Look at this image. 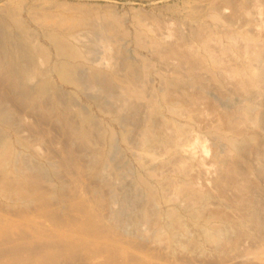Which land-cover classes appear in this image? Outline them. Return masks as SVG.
Listing matches in <instances>:
<instances>
[{
  "label": "rangeland",
  "instance_id": "374dc122",
  "mask_svg": "<svg viewBox=\"0 0 264 264\" xmlns=\"http://www.w3.org/2000/svg\"><path fill=\"white\" fill-rule=\"evenodd\" d=\"M210 2L211 0H0V23L6 22L7 26L10 25V28L17 31V24L22 21L21 24L28 25L29 30L40 32L42 37L48 32L79 33L80 36L77 35L83 40L87 38L85 41H93L90 43L94 46L90 56L97 60L94 62H105L99 65H103L105 72L112 74L113 78L116 77L111 82L113 88L109 92H101L91 87L77 89L60 82L54 75L55 83L61 86L60 92L64 93L63 97H68L72 105L66 111H48L41 105L33 106L28 99L23 100L14 95L6 78L0 75V100L10 109L15 120L9 125L2 123L0 119V131H5L3 134L9 139L8 148L4 155L0 156V264H264V246L254 247V251H251L246 259L234 254L221 255L207 243L199 246L204 248L202 250L195 248L190 251L179 246L172 247L166 233L161 234L160 239L155 238L154 230L156 232L158 222L155 215L146 221L138 216L141 209L148 204L144 184L146 179L158 190L155 202L160 210L162 209V213H165L166 208L179 204L178 191L174 186L180 183L179 171L190 163H174V160L172 163L168 160L165 146L158 144V147L153 148L154 152L152 151L156 161L149 163L147 167L142 166L141 162L147 156L143 149L142 130L148 111L144 105L137 106L132 114L119 109L120 100L115 94L124 86L127 87L128 81L127 69L120 67L121 62L128 59L136 65L141 64L136 67V72H141L139 76L143 80L135 82L133 90L138 91L147 84L149 86L146 97L152 95L155 98L158 94L155 89L165 90L164 80L167 82L168 79L179 76L174 70V64L184 58L179 60L171 57L169 64L163 63L145 50H136L137 53L133 50L135 45L130 40L134 38L136 28L150 36L162 31L173 37L175 21L178 19L183 22L189 18L208 25V32L202 42L197 44L199 49L197 45L195 47L198 54H203L201 56L208 57L206 54L212 53V57L221 61L214 64L215 66L212 65L214 70L227 71L239 63H246L247 74L260 76L258 86L248 93L236 91L228 86L220 89L214 84L206 87L194 85L190 88L205 90L204 92L216 102L218 109L232 110L237 115H252L260 122L258 146L261 149L257 150L254 141L244 142L239 139L240 149L237 156L243 159L240 164L247 171V175L250 173L249 177L255 178L259 183L254 193L248 192L249 199L254 202H250L253 206H249L247 202V210L264 215V150L261 143L264 137V0H243L240 7L258 20L255 26L261 37L259 39L242 34L230 37L223 33L222 29L227 26L226 18L214 10L213 2ZM79 6H84L86 10L89 8L90 16L95 20L100 18L98 21L101 22L107 20V12H113V17L116 12L113 19L117 29H107V32L98 36L101 38L104 35L108 41L103 37L98 40L92 28L82 25L79 20H73L79 17L76 11L78 9H75ZM94 12L97 14L94 15ZM229 12L230 9L225 8L224 13L227 15ZM153 18L157 20L154 21ZM113 34L114 38L111 36ZM90 36L93 39H90ZM111 38L122 39L123 44H129L130 48L126 49L125 53L117 52L114 48L105 49L104 44L110 43V40L112 42ZM112 44L110 46H116L114 42ZM205 47L210 50L206 48L205 51ZM258 51H261L259 56L256 55ZM251 54L254 58L250 57ZM148 60V68L143 72L142 63L147 65ZM81 75L87 77L88 72L82 68ZM201 105L199 115L189 117L183 114L181 120L187 123V143L206 161L198 167L203 169V173L197 177L195 186L199 190L210 189L215 195L213 181L206 179L207 174L212 176L217 173L218 176L217 163L211 161V155L216 146L224 152H230V149L225 139L218 140L208 129L218 121L215 111L205 103ZM105 107L110 108L109 112ZM78 111L94 116V122L99 126L97 130L100 133L97 130V134L96 131L93 132L92 142L75 137L67 118L64 117L68 112L70 119H78ZM185 111L187 110L183 112ZM74 113L75 115H72ZM120 116L121 118H117ZM162 132L163 130L160 133ZM110 136L115 138L111 137V140ZM13 155L15 163H8L7 160ZM106 159L108 163H105ZM148 167L154 168L151 175L147 172ZM101 170L104 171L105 177L98 175ZM166 177L169 182L171 180L170 183L164 180ZM231 193L229 191V194ZM167 199L174 203L167 202ZM210 202L208 206H212L206 207L209 209L204 211L206 215L216 203L222 204L216 195ZM120 213L125 222L121 227L119 222L118 228L115 229L110 226L111 221L115 220L114 216H120ZM134 219L139 220L138 225ZM189 225L192 231L196 230L197 227L190 221Z\"/></svg>",
  "mask_w": 264,
  "mask_h": 264
},
{
  "label": "bare ground",
  "instance_id": "6f19581e",
  "mask_svg": "<svg viewBox=\"0 0 264 264\" xmlns=\"http://www.w3.org/2000/svg\"><path fill=\"white\" fill-rule=\"evenodd\" d=\"M241 1L243 0H215L214 2L211 0L210 3L213 2V9L224 15L226 18V20L223 19L227 23V26L222 29L223 33L225 32L230 37L242 34V36L253 37L254 39L261 38L259 37V33H257L255 26L258 24V20L254 16L249 15L244 8H240L243 5L241 4ZM225 8L230 9L229 14L227 15L224 13ZM75 9H78L76 11H78L77 14L79 17L78 19L73 18V20H79L82 25H88L92 28V32L97 36L98 40L100 38H98V36L107 32V29H111V31L117 29L113 19L116 16V12H114V17L112 16L113 12L110 14V11L107 12L108 18L104 15L107 20L101 22L98 21L100 18L97 17L98 20H95L93 16H90L91 12H89V8L86 10L84 6H79ZM102 12L104 13V11ZM96 14L97 13L94 12V15ZM155 20L157 19H154V21ZM165 20L167 22V19ZM162 21L163 20H161V22ZM179 21L178 19L175 21L176 26L173 29V37H169V35H166V32L162 33V31L161 33L155 32L150 36L140 28H136V34L134 38L130 40L135 45V49L133 50H145L150 53L151 56L153 55L155 59H158L163 63H168L169 60H171V57H175L179 60L181 58L185 59V61L182 59L177 64H174V70L179 76L177 75L178 77L175 79H168L167 82L164 80L163 83L166 88L165 90L164 88L161 90L155 89V91L158 92L155 98H153L152 95L149 98L146 97L147 86H149L147 84L143 86L141 85L143 88L138 91L133 90L135 82L143 80L140 79L141 77L139 76L141 72H136V67H139L141 64L139 65L138 63L136 65L134 64L135 62L133 63L131 60L124 59L120 66L122 69H127L128 81L127 87H121L123 89L120 88V92L115 94L120 100L119 109H123V111L132 114L137 106L144 105V108L148 111L142 130L143 149L147 152L145 160L143 158V162H141L142 166L147 167L149 163L156 161L155 154H152V151L154 152L155 149L153 148L158 147V144H160V146H165V152L168 154V160L171 162L174 160V163H180L181 161L190 163L188 167L185 169L183 168L184 170L182 169L179 171L180 183L175 184L174 186L176 191H178L180 199L179 204L166 208L165 213L161 212L162 209L160 210L158 204L155 202V200H157L156 198H158V190L156 186L147 179L145 180L141 177L145 180L144 184L146 185L145 188L147 190L148 204L141 209V213L138 216L141 217V220L146 221L151 220V218H153L152 216L155 215L158 219L154 218L158 221L156 232L154 230V233L156 234L155 238L157 237L160 239L162 237L161 234L166 233L172 247L179 246V248L189 249L190 251L195 248H200L202 250L204 248L199 246L207 243L208 245L211 244L210 246H213V248H215V250L221 255L231 256V254H234V256L238 255L242 259H246L250 256V252L254 251V247L262 248L264 246V215H258L254 210H247V202L249 206H253L250 202H254V200L249 199L248 192L254 193V190L259 187V183H257L258 180L255 178L249 177L251 176L250 173L248 176L247 171L240 164L243 159L237 156V152L240 149L238 147V140L240 139L244 142L249 140L254 141L255 145L257 144V150H260L261 147L258 146L261 129L260 122L252 115H237V113L232 110L218 109L216 102L204 92L205 90H195L190 87H193L194 85L206 87L214 84L215 87L220 89L228 86L236 91L248 93L258 86L260 76L247 74L245 70L246 63L245 65H240L242 63H239L237 66L227 71L223 69L214 70L212 65H216L221 61L218 58H214V56L212 57V53L206 54L211 56V58H209V56H201L202 53L198 54L195 47L199 44L198 42L203 40L205 34L208 32V25L193 18L186 19L183 22ZM21 22L19 21L17 24V31L10 28L9 24V26H7L6 22V25L0 23V75L4 77V79L6 78V82L14 95L20 96V99L23 98V100L24 98L28 99L33 106L41 105L48 109V111H54L55 109L66 111V109L71 107L72 103L68 97H63L64 93L62 94L60 92L62 90H60L61 86L55 83L56 79L54 75H56L60 82L72 85L77 89L84 90L87 87H91L96 88L101 92H109V90L113 88V83L111 82H113V79L116 77L113 78L112 74L105 72V69H103L104 67H102L103 65H99L100 63L105 62L99 60L100 62L96 63L94 61L97 60L90 56L94 48V46L92 47L91 45V42H93L92 40L90 44L88 40V42L85 41L87 39L86 37L85 40L80 38L79 33H77L79 34L78 36L75 33L63 34L58 32H48L45 34V37H42L40 32H36L31 28V30H29V27H27L28 25L25 26L24 24H21ZM170 23L175 25L172 22ZM137 26H139V24ZM261 28H263V26H261ZM125 31L127 32L126 29ZM83 35L81 37L84 38ZM111 36L113 37L114 34ZM102 37L105 38L106 36L104 37L103 35ZM102 37L100 39H102ZM90 39L93 38L91 37ZM207 39L209 38L207 37ZM106 40L108 41V39ZM109 42L110 43L106 42L105 44L103 42V47H105V49L114 48L117 52L125 53V50L130 48L129 44L126 43L128 45H124L120 38L113 39L112 42L110 40ZM113 42L116 45L115 47H112ZM111 44L112 46H110ZM197 47V49H199L198 45ZM206 48L208 47H205V51ZM208 49L210 50V48ZM260 53L261 51L258 54L256 53V55L259 56ZM252 55L253 54H251L250 57H252ZM77 59H81L82 61L78 62ZM148 62L149 60L147 61V65L144 64L145 62L142 63L144 66H141L143 68L142 71L148 68ZM82 68L88 72L87 77H82ZM113 69L115 70V68ZM148 73L149 72H147V74ZM262 77L264 78V75H262ZM71 97L73 96L71 95ZM98 103L101 105L100 102ZM203 103L207 104L209 106L208 108L214 110V113L218 116L216 124L208 129L216 135L218 140L225 139L227 147L230 149V152H224L216 146L214 147L215 150H213L214 153L211 155V161L217 163L218 176L217 173H214L215 175L212 174V176L207 174L206 179L213 181V186L216 190L215 195L218 200L220 199L222 201V204L216 203L207 215L204 211L212 206L211 204L208 206V203L215 195L210 189L199 190L196 188L197 186H195L197 177L203 173V169H198V167L201 163H206V161L200 154H198L194 147H191V145L187 143V123L181 120L183 114H187L189 117L190 115H199L202 109L201 104ZM183 108L187 111L183 112ZM105 109L107 111L110 110L109 107H105ZM119 109L117 108V111H119ZM67 113L65 114L63 112V114H65L64 117L67 118L68 124L71 127L70 130H73V135L86 142L91 141L93 138L92 135H94L93 132L99 129L98 124L96 125L94 122V116L89 115V113L78 111V119H70L71 115H68ZM72 115H75V113ZM13 118L14 116H12L10 109L0 100V119L2 123L10 125V123H13ZM117 118H121V116ZM162 130L163 132L160 133ZM3 132L0 131V156L4 155L5 150L8 148L7 143L9 142V139H7ZM98 132L100 133V131ZM111 134L113 135L114 133ZM111 137L115 138L114 136H110L109 139ZM112 138L111 140H113ZM123 138L126 139L125 135H123ZM261 143L263 144L262 150H264V137ZM139 156L142 157L144 154H139ZM140 159L139 161L142 160ZM4 160L6 161L7 159L5 158ZM105 161H107L105 163H108L107 159ZM7 162L15 163L14 155L9 158ZM23 163L27 162L23 161ZM104 165L103 168L105 169ZM24 166L28 167L26 164H24ZM94 166H96L95 162ZM210 170H212V168ZM147 172L151 175L154 172V168L148 167ZM208 172L210 174L212 173L210 171ZM98 175L105 177V173L102 170L100 172L98 171ZM164 180L168 181V177L164 178ZM229 191L232 193L229 194ZM164 198L166 199V196ZM166 201L172 202L170 199H167ZM172 203H174V201ZM207 206L208 208H206ZM114 218L115 220L111 221L112 223L110 226L115 229L118 228L119 222L120 227L123 222H125L122 213H120V216H114ZM134 220L138 225L139 220ZM189 221L197 227H194L196 228L195 231H192L189 228Z\"/></svg>",
  "mask_w": 264,
  "mask_h": 264
}]
</instances>
